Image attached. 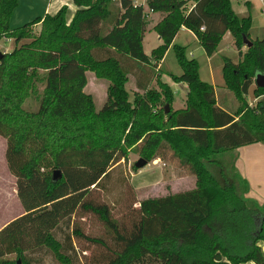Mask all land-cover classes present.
Returning a JSON list of instances; mask_svg holds the SVG:
<instances>
[{
	"label": "trees",
	"instance_id": "obj_1",
	"mask_svg": "<svg viewBox=\"0 0 264 264\" xmlns=\"http://www.w3.org/2000/svg\"><path fill=\"white\" fill-rule=\"evenodd\" d=\"M17 1L0 0V38L13 40L11 50L0 55V135L23 212L0 227V264H38L34 253L41 250L55 264H264V204L245 195L248 183L234 166L236 147L264 142V104H257L258 115L235 117L215 103L213 86L198 76L197 61L172 42L184 27L210 56L228 32L239 51L249 14L237 15L230 0H144L147 11L161 14L152 27L161 42L146 55L147 12L132 0H72L69 20L61 5L10 28ZM94 18L97 37L80 35L79 25ZM36 22V34L26 30ZM168 47L181 70L170 76L182 80L186 91L182 108L164 112L169 86L149 79ZM244 55L246 63L251 58L264 71V33ZM242 65L234 69L224 59L220 67L224 84L237 95L252 82ZM52 70L61 71V87L47 83ZM85 70L107 80L98 109L82 89ZM129 73L136 86L131 98ZM255 89L264 93V86ZM30 95L35 108H23ZM132 144L147 159L159 148L170 149L194 176V186L143 197L133 207L135 214L118 220L107 203L86 194ZM227 153L229 163L221 158ZM75 211L96 215L108 240L70 225ZM72 237L102 249L81 261ZM10 253L12 260L4 257Z\"/></svg>",
	"mask_w": 264,
	"mask_h": 264
},
{
	"label": "rangeland",
	"instance_id": "obj_2",
	"mask_svg": "<svg viewBox=\"0 0 264 264\" xmlns=\"http://www.w3.org/2000/svg\"><path fill=\"white\" fill-rule=\"evenodd\" d=\"M27 1L34 10L40 11L39 1L42 0ZM135 1L141 2V0ZM190 5L191 1H188L187 7ZM230 6L239 16L249 14L250 28L245 38L250 42V45L263 36L264 5L259 0H250L249 2L230 0ZM144 11L147 12V31L142 41V49L146 55H149L150 50L161 42L160 39H157L158 36L152 29L153 25L160 19L161 14L159 13V19L153 24L154 16H148L149 11L147 9H144ZM39 27L40 23L36 22L28 26L26 30L32 34H36ZM6 39L8 38H0V52H8L13 47L12 38ZM22 41L25 40H21L20 42ZM174 44L183 46L185 56L192 57L197 61L198 76L213 86L215 103L233 113L235 117L239 116L241 112H246L248 117L254 113L258 115L256 107L258 103L264 104V95L255 89L256 86L254 85L253 78L255 72L259 71V69L255 68L257 66L251 58L250 61L245 62L244 54L247 47L244 43L240 46L239 51H237L230 34L227 32L221 36L215 51L209 58H207L197 40H193L188 33L182 30L177 33ZM224 59L234 69H238L235 66L243 64V70L251 73L252 82L248 85L245 93L237 95L234 90L224 84L220 68ZM233 64L236 65L234 66ZM180 71L173 50L171 47H168L161 61L157 62L150 75L149 84L154 82V78L161 79L168 84L171 98L169 102L162 101L161 103L162 105L167 103L168 110L179 109L185 105V83L182 80H172L170 76L171 73L178 74ZM134 81V74L129 73L126 82L129 98H131L132 90L136 88ZM47 83L54 88L61 87L63 83L61 71L52 70ZM106 84L107 80L105 78L96 77L91 70H85V83L82 89L92 96L95 109H98L104 100ZM35 105V100L31 95L27 96L22 102V107L26 109H34ZM159 107L160 105L155 110L158 111ZM160 114L158 113L157 115ZM248 117L246 116L247 119ZM4 148L5 141L0 135V224L12 218L16 214L14 212L20 207L15 191V177L7 169L4 159ZM157 151L156 155L147 159L143 156L140 146L134 144L128 146L125 156L114 163L115 165L108 172L107 176L101 179L98 186L90 188L86 194L87 198L107 203L110 213L114 218L125 220L135 214L133 207L143 197L162 195L167 192L183 190L194 186V176L185 167L178 164L176 158L171 156L172 151L170 149L164 150L163 148H159ZM138 157L145 158L146 163L141 167H134L133 162ZM221 158L226 163L230 161L228 153L223 154ZM70 225L78 226L80 230L89 235L99 236L106 241L108 240L105 227L97 216L92 213L75 211L70 216ZM72 240L78 249L81 261L87 259L88 256L96 255L102 249V246L99 244L80 237H72ZM80 249L82 251H79ZM34 256L39 257L38 264H55L51 255L46 251L35 252ZM4 257L12 260L14 254L10 253L4 255ZM9 264L19 263L12 262Z\"/></svg>",
	"mask_w": 264,
	"mask_h": 264
},
{
	"label": "crops",
	"instance_id": "obj_3",
	"mask_svg": "<svg viewBox=\"0 0 264 264\" xmlns=\"http://www.w3.org/2000/svg\"><path fill=\"white\" fill-rule=\"evenodd\" d=\"M132 1L136 4L142 5L143 8L146 9L144 5V0H141V2H137L135 0ZM260 3L264 5V0H261ZM61 5L66 6L65 17L66 20H69V18L71 17L72 13L75 10V6L73 5L72 0L39 1V6L41 8L40 11L34 10L31 4L27 0H18L16 6L11 11L9 17V27L15 28L21 26L24 23L30 22L36 17L41 18L43 17L44 14H52ZM148 16H154L153 24L159 19L158 12L149 11ZM97 27H98V20L96 18H94L93 22L90 25L84 24V22H82L79 25V34L82 36L97 37ZM181 30L188 33L191 36V38L196 41L195 37L192 35L190 31H188L184 27H180V29L176 32V34L173 37L172 40L173 43L177 33ZM146 31H147V27L145 32ZM225 33L227 32H224V34ZM144 34L142 37V41L144 40ZM157 39L159 38L157 37ZM207 58H209V56H207ZM234 152L236 154L234 158V166L238 171V173L248 183V190L245 192V195L254 198L259 204H264V142L256 141V142L243 144L236 147L234 149ZM22 212L23 209L20 205L19 209H17L16 212H14L16 214L13 217L21 214ZM8 220L0 224V227ZM240 264H254V263L251 260H248Z\"/></svg>",
	"mask_w": 264,
	"mask_h": 264
},
{
	"label": "water",
	"instance_id": "obj_4",
	"mask_svg": "<svg viewBox=\"0 0 264 264\" xmlns=\"http://www.w3.org/2000/svg\"><path fill=\"white\" fill-rule=\"evenodd\" d=\"M242 42L246 45V47L250 46V42L245 38V36H242ZM2 52H0V55ZM253 82L255 86H264V71H257L254 74ZM168 110L167 103L164 104V112ZM146 163V159L143 157H138L134 162L133 166L134 167H141ZM58 174V170L54 169L53 170V176L54 174Z\"/></svg>",
	"mask_w": 264,
	"mask_h": 264
},
{
	"label": "built area",
	"instance_id": "obj_5",
	"mask_svg": "<svg viewBox=\"0 0 264 264\" xmlns=\"http://www.w3.org/2000/svg\"><path fill=\"white\" fill-rule=\"evenodd\" d=\"M242 1H247V2H249L250 0H242ZM259 1H261V0H259ZM263 95H264V93H263Z\"/></svg>",
	"mask_w": 264,
	"mask_h": 264
}]
</instances>
